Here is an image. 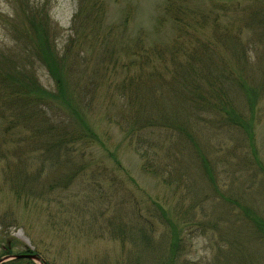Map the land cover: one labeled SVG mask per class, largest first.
Instances as JSON below:
<instances>
[{"label":"rangeland","instance_id":"rangeland-1","mask_svg":"<svg viewBox=\"0 0 264 264\" xmlns=\"http://www.w3.org/2000/svg\"><path fill=\"white\" fill-rule=\"evenodd\" d=\"M24 1L46 4L56 49L70 48L76 57L74 80L81 87L83 104L91 105L89 121L99 139L76 160H0V260L8 256L4 252L10 242L30 247L40 257L37 264L42 260L50 264H168L171 253L176 254L171 264H264V235L244 218L242 210L249 209L250 215L264 221V94H258L252 109L253 142L239 129L221 128L218 136L207 127L200 132L201 142L205 140V161L229 199L224 207L219 195L208 198L214 191L204 172V160L194 156V149L185 141L180 150L175 147L178 130L171 123L141 132L146 138L150 131L148 140H154L149 151L148 143L138 149L127 132L107 118L117 112L122 100L112 90V83L125 81V76L128 79L138 70L127 67L139 62L125 43L137 47L142 36L147 43L171 46L179 35L163 11L166 0H103L106 11L98 28L85 18L87 3L80 10L82 0H0L1 48L14 46L10 24ZM189 1L205 11L214 8L222 26L227 24L223 7L234 12L233 3L247 6L251 2ZM212 33L211 27L205 30V36ZM100 37L105 41L110 37L115 44L113 57L107 52L111 44ZM251 49L256 84H261L259 70H264V64L259 58L264 48ZM154 58L151 53V61ZM36 69L43 86L54 91L55 83L46 68L38 64ZM163 91L159 89L156 96ZM167 93L161 96L167 103L162 101L160 110L155 108V113L146 116L183 114L184 104L177 103L182 95L173 93L171 86ZM234 97L242 110L251 113L244 96ZM185 108L190 115V104ZM7 147H14L10 139L2 149ZM151 162L162 169L160 174L145 168ZM19 164L37 174L40 184L53 188L36 194L29 190L17 193L5 177V168ZM70 174L73 176L67 178ZM225 209L229 214L231 210L229 219L223 216ZM140 230L150 238H144Z\"/></svg>","mask_w":264,"mask_h":264},{"label":"trees","instance_id":"trees-1","mask_svg":"<svg viewBox=\"0 0 264 264\" xmlns=\"http://www.w3.org/2000/svg\"><path fill=\"white\" fill-rule=\"evenodd\" d=\"M250 1L247 6L233 3L234 12L223 7L227 24L222 26L214 8L205 11L189 0H166L163 11L173 20L179 35L171 46H163L159 42L147 43L141 36L137 40V47H142V51L129 42L125 43L127 47L130 46L126 50L139 62H131L127 67L135 66L138 70L128 79L125 76V81L112 83V90L122 100L118 101L120 108L117 112L107 116L127 132L131 144L138 149L148 143L146 150L154 143V140H148L150 131L162 125L170 126L171 123L178 130L175 147L180 150L185 141L194 149L193 155L204 160L203 169L209 174L214 191L208 198L220 196L224 200V204H221L224 207L225 200L229 199L220 190L213 170H209L205 161L206 153L202 151L205 140L201 142L200 132L207 127L210 134L218 136L221 128H228L229 131L239 129L248 135L249 142H253L255 118L252 109L258 94H264V70H259L262 72L261 84H256L257 75L254 74L255 68L251 65L249 54L251 48L257 51L264 48V0ZM238 2L241 3L240 0ZM86 3V20L93 23V28L100 27L106 11L104 1L82 0L80 10ZM22 5L16 20L12 24L6 23L12 25L14 46L0 47V160H76L78 156H84L86 149L99 139L89 121L91 105L83 104L85 100L81 99V87L74 80L77 59L72 56L70 48L63 49V52L56 49L55 30L46 4H25L24 1ZM209 27L213 33L205 36V30ZM100 39L106 44L111 42L110 37H107V41L105 37ZM110 44L107 52L113 57L116 46ZM221 50L224 53H220ZM151 53L155 57L152 61ZM259 60L263 65L264 52ZM38 64L46 68L53 79L54 91L48 90L40 82L36 69ZM148 68L152 70L147 74ZM144 74L147 75L145 79ZM170 86L173 93L182 95L177 103L184 104L183 114L176 112L173 117L169 113H156L153 118L146 116L145 113L151 114L150 111L155 113V108L159 109L162 101L166 102L161 96L168 95ZM159 89L166 91L156 96ZM234 95L236 98H246V108L251 113L238 106ZM188 104L191 106L190 115H187L185 108ZM144 129H151L145 134L146 138L141 134ZM9 139L14 147L3 150ZM146 155L149 159V154ZM145 168L155 174L162 172L153 162ZM26 169L24 164L5 168V177L17 193L29 190L36 194V191L49 192L53 188L51 184H40L39 176ZM70 176L73 174L67 178ZM233 202L238 204L235 200ZM242 210L244 218L254 223L258 232L264 235V221L250 215L249 209ZM228 212L225 209L223 216L229 219L231 210L230 214ZM140 232L144 238H150L145 231ZM4 254L13 256L35 252L28 246L8 242ZM175 255L171 253L168 264ZM7 264L37 263L22 258ZM42 264L50 263L42 260Z\"/></svg>","mask_w":264,"mask_h":264},{"label":"water","instance_id":"water-1","mask_svg":"<svg viewBox=\"0 0 264 264\" xmlns=\"http://www.w3.org/2000/svg\"><path fill=\"white\" fill-rule=\"evenodd\" d=\"M22 258H28L34 261L40 260V257L36 254H20V255L7 256L4 259L0 260V264H3L7 260L22 259Z\"/></svg>","mask_w":264,"mask_h":264}]
</instances>
